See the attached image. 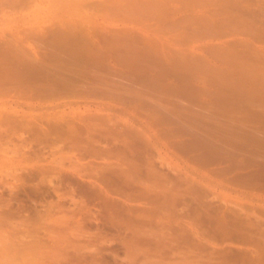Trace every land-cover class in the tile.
<instances>
[{
	"label": "rangeland",
	"instance_id": "rangeland-1",
	"mask_svg": "<svg viewBox=\"0 0 264 264\" xmlns=\"http://www.w3.org/2000/svg\"><path fill=\"white\" fill-rule=\"evenodd\" d=\"M0 42V77L29 70L38 55L48 70H92L104 75L98 86L123 93L56 102L6 93L0 103L19 101L35 116L107 108L147 135L118 144L98 135L105 153L89 156L94 145L40 144L0 113L4 229L38 231L39 242L64 231L69 252L86 254L72 264H264V0H0ZM101 53L98 64L76 57ZM70 149L71 160L51 162Z\"/></svg>",
	"mask_w": 264,
	"mask_h": 264
},
{
	"label": "bare ground",
	"instance_id": "bare-ground-1",
	"mask_svg": "<svg viewBox=\"0 0 264 264\" xmlns=\"http://www.w3.org/2000/svg\"><path fill=\"white\" fill-rule=\"evenodd\" d=\"M207 3V2H206ZM217 3V2H215ZM220 3V2H219ZM222 3V2H221ZM13 5V4H12ZM227 5V4H226ZM11 7H14L11 6ZM128 7V6H127ZM195 7H196V4H195ZM231 7V6H230ZM237 7V6H236ZM197 8V7H196ZM228 8V7H227ZM237 9V8H236ZM226 10V9H225ZM164 11V10H162ZM212 11V10H211ZM214 12H217V11H214ZM213 14V13H212ZM126 16V15H125ZM213 16V15H212ZM124 17V16H123ZM203 17V16H202ZM161 24V23H160ZM170 25V24H169ZM179 25V24H178ZM156 26V25H155ZM172 26V25H171ZM175 28V27H174ZM172 29V28H171ZM176 29V28H175ZM181 29V28H180ZM179 30V29H178ZM202 30V29H201ZM160 31V30H159ZM157 33H158V30H157ZM201 33V32H200ZM160 34V33H159ZM166 34V33H165ZM38 35V34H37ZM184 35H186L184 33ZM203 35V34H202ZM177 36V35H176ZM187 36V35H186ZM189 36V35H188ZM200 36V35H199ZM35 37V36H34ZM64 37V36H63ZM87 37V36H86ZM53 38V37H52ZM107 38V37H105ZM109 38V37H108ZM181 38V37H180ZM34 39V38H33ZM59 40H61L62 38L59 36L58 38ZM36 40V38H35ZM38 40V39H37ZM41 43L42 42H45L44 39H41ZM38 40V41H40ZM68 40V39H67ZM184 40V39H183ZM11 41V40H10ZM9 41V43H11ZM55 41H57L55 39ZM115 41V40H114ZM117 41V40H116ZM182 41V39L180 40ZM59 44H62L63 46H61V48H65L67 47V42L65 43L63 41L59 42L57 41ZM113 42V40H112ZM238 42V41H237ZM247 42V41H246ZM1 43V42H0ZM4 43V42H3ZM2 43V45H4ZM40 43V42H39ZM66 45H65V44ZM91 43V41H90ZM94 43V42H92ZM8 44V43H6ZM69 44V43H68ZM113 44H115L113 42ZM9 45V44H8ZM7 45V46H8ZM48 45V44H47ZM52 45V44H51ZM50 45V46H51ZM57 45V44H56ZM76 45V44H75ZM82 45V44H81ZM96 46L98 45L97 43L95 44ZM245 45V42L244 44ZM242 45V47H243ZM247 45V44H246ZM245 45V48H247V46ZM6 46V47H7ZM10 46V45H9ZM8 46V47H9ZM20 46V45H18ZM60 46V45H59ZM59 46L57 45L56 47L59 48ZM66 46V47H65ZM69 47L71 45H68ZM77 46V45H76ZM76 46H75V49H76ZM91 46H94V45H91ZM100 46V45H99ZM4 47V46H3ZM2 47V48H3ZM13 47V46H11ZM10 47V48H11ZM41 47V46H39ZM233 47V46H232ZM237 47V46H236ZM239 47V46H238ZM21 48V47H20ZM19 48V49H20ZM23 48V47H22ZM27 48V47H26ZM25 48V49H26ZM71 48L70 47V51H71ZM91 48V47H90ZM94 48H97V47H94ZM93 48V49H94ZM41 49V48H40ZM56 50H58L57 48H55ZM73 49V48H72ZM104 49V48H103ZM112 49V48H110ZM213 49V47H212ZM222 49V48H221ZM21 50V49H20ZM64 51V49H62ZM91 50V49H90ZM214 50V49H213ZM229 50V49H228ZM238 50V49H237ZM30 51V50H29ZM62 51V52H63ZM67 51V49H66ZM76 51H79L76 50ZM93 51V50H91ZM223 51V50H222ZM227 51V50H225ZM225 51L223 53H225ZM14 51H11L10 53L12 54H9V52L7 54H9L11 57L13 56H16V58L20 59V58H24V56H28V55H25L22 54V55H18L17 56V53L18 52H14ZM31 52V51H30ZM55 52V51H53ZM87 52V51H86ZM94 52V51H93ZM111 52V51H110ZM112 53H116V52H112ZM121 53V52H120ZM119 53V54H120ZM126 53V52H125ZM124 53V54H125ZM212 53V52H211ZM210 53V54H211ZM241 53V52H240ZM253 54V52H251ZM256 53V52H255ZM261 53V52H260ZM259 53V54H260ZM16 54V55H15ZM32 54V53H31ZM43 54V53H42ZM55 54V53H54ZM249 54V53H248ZM262 54V53H261ZM4 55V54H2ZM8 55V57H10ZM68 55V54H67ZM73 55L72 53L70 54V56ZM80 55V54H79ZM76 56L78 59H81V57H87L88 59H92L94 60L96 63L98 61V59L100 60H104V62L106 61L105 60V57L107 58V56L103 53L101 54H96V55H90V56H86L84 54L80 55V56ZM117 55V54H115ZM257 56V58L260 59L261 55L258 57L257 54H255ZM253 56V57H256V56ZM264 55V54H263ZM13 56V57H14ZM123 56V55H122ZM5 57V56H4ZM12 57V58H13ZM35 57V56H34ZM37 59H39L38 55L36 56ZM36 57L34 58L35 62L37 63V65H31L29 67H26L25 68H29V70H15V71H9V70H4L1 74L2 76L0 77V94H6V95H14V97H16V99L18 98L19 100L21 99H28V100H31V99H38L40 101H47L49 102L50 99L54 100L56 98H63L64 96H76L78 98V96H85V95H100V96H105V97H110V98H113V99H121L123 96L122 92H121V95L120 93H118L117 90L115 89H112V88H103L102 86H98L101 85L102 82L105 81L104 79V75H99V74H92V70H84V68L80 70H67L66 69H63V70H57V69H53L55 71H52V69H49L43 66H40V62H38V60H36ZM48 57V56H47ZM61 58V55L59 56ZM73 57V56H72ZM75 57V58H76ZM221 57V56H220ZM248 57H252V56H249ZM15 58V57H14ZM13 58V59H14ZM50 58V56H49ZM64 58V57H63ZM121 58V56L119 57ZM126 58V57H125ZM199 58V57H197ZM219 58V57H218ZM263 58V61H264V57ZM8 59V58H7ZM65 59V58H64ZM233 58H231L232 60ZM237 59V58H235ZM9 60V59H8ZM11 60V59H10ZM9 60V61H10ZM21 60V59H20ZM25 60V58H24ZM27 60V59H26ZM224 60V58L222 59ZM241 60V59H240ZM239 60V61H240ZM18 61V60H17ZM23 61V60H22ZM32 61V62H34ZM237 61V60H235ZM238 61V63H239ZM257 61V60H256ZM262 61V60H261ZM25 62V61H24ZM45 62V61H44ZM64 62V60H63ZM109 62V61H108ZM133 62V61H132ZM201 62H204V61H201ZM226 62V61H225ZM8 63V61H7ZM22 63V62H21ZM41 63H43L41 61ZM87 63V62H86ZM89 63V61H88ZM121 63V62H120ZM124 63V62H122ZM228 63V62H227ZM237 63V62H236ZM258 63V62H257ZM98 64V63H96ZM128 65V63H125ZM125 64L123 66H125ZM29 65V64H28ZM85 65V64H84ZM118 65V63H117ZM136 65V64H135ZM134 65V66H135ZM8 66V65H7ZM75 66V65H74ZM79 66V65H77ZM95 66V65H94ZM105 66V65H104ZM103 66V67H104ZM120 66V65H119ZM129 66V65H128ZM132 66V65H131ZM22 67V66H21ZM76 67V66H75ZM50 68H52V66H50ZM87 68V67H86ZM104 68H107V65L104 67ZM121 68V67H120ZM124 68V67H123ZM131 68V67H130ZM137 68V66L135 67V69ZM144 68V67H143ZM148 68V67H147ZM21 69V68H20ZM31 69V70H30ZM61 69V68H60ZM70 69V68H68ZM88 69V68H87ZM91 69V68H89ZM134 68L132 67L131 71L133 70ZM135 69L133 70L135 72ZM51 70V71H50ZM57 70V71H56ZM140 70V68H139ZM143 70H146V69H143ZM255 70V69H254ZM137 71V69H136ZM98 72V71H97ZM130 72V71H129ZM139 73V72H138ZM141 73V72H140ZM143 73V72H142ZM102 74V73H101ZM134 74V73H133ZM136 76V75H135ZM106 77V76H105ZM112 77V76H111ZM159 79V78H158ZM162 79V78H161ZM153 82V81H152ZM98 83V84H97ZM97 84V85H96ZM186 85V84H184ZM104 86V85H103ZM106 87V86H105ZM182 87L183 84H182ZM140 88V87H139ZM237 89V88H236ZM127 90V89H126ZM197 90V89H196ZM201 90V89H200ZM198 90V91H200ZM219 91V89H218ZM248 91V90H247ZM203 92V90H202ZM201 92V93H202ZM251 93V92H250ZM253 93V92H252ZM251 93V94H252ZM262 93V92H260ZM126 94V93H124ZM209 94V93H208ZM217 94V93H216ZM144 95V94H143ZM223 95V94H222ZM227 94H225L226 96ZM257 95V94H255ZM3 95H1L2 97ZM128 98L130 97V95H127ZM132 96V95H131ZM135 96V95H133ZM216 96V95H215ZM86 97V96H85ZM83 97V98H85ZM222 97V96H221ZM227 97V96H226ZM81 98V97H80ZM87 98V97H86ZM92 98V96L90 97ZM126 98L128 101L129 99ZM136 98H139V97H136ZM142 98V97H140ZM213 98V97H212ZM224 98V97H223ZM241 98V97H240ZM8 99V98H7ZM14 99V98H13ZM17 99V100H18ZM75 99V98H74ZM88 99V98H87ZM86 99V100H87ZM134 99V98H133ZM232 99V98H231ZM110 100V99H108ZM131 100H132V97H131ZM130 100V101H131ZM138 100V99H137ZM139 100H142V99H139ZM228 100V99H226ZM230 100V99H229ZM228 100V101H229ZM245 100V99H244ZM243 100V101H244ZM264 100V99H263ZM12 101V100H11ZM15 101V100H14ZM13 101V102H14ZM39 101V102H40ZM55 101V100H54ZM61 101V100H59ZM111 101V100H110ZM233 101V100H231ZM8 102V101H7ZM10 102V101H9ZM0 103V113L1 116H4V121L7 122V124L9 125L10 124H13V126L15 127V129L18 130L21 129V130H25L26 128H29L31 129V131L33 132V139H35V142L37 141L38 143L40 142V144H44L46 143L47 145L49 144H53V145H59V143L62 144V148L64 149V147H67V148H71V149H80V147L85 144H89V145H96V142L98 143V139L96 140L97 136H101L102 139H105L107 141H109L110 139L116 141L115 143H117L121 138H119V136H122L123 134L125 133H130V134H133L134 135H138V137H146L147 135L144 134L142 131L140 132V130L137 129V124L136 122H132L130 121L129 123L128 122H125L124 120H117L115 117H113L107 108H96L95 110L94 109H86L85 111H78L76 109H73L69 112L67 111H62V112H58V113H45L43 110H41V114L38 113L36 114V116L34 115V110L29 112V110L27 111V108L23 105H20L19 101H16V105L14 106L13 104L11 103ZM56 102V101H55ZM66 102V101H65ZM84 102V101H83ZM104 102V101H103ZM124 102V101H123ZM132 102L134 103V101L132 100ZM141 101H137L135 104H139ZM143 102V100H142ZM247 102V101H245ZM24 103V101H23ZM143 103H147V102H143ZM253 103V102H252ZM47 104V103H46ZM45 104V105H46ZM53 104V103H52ZM58 104V103H57ZM61 104V103H60ZM64 104V103H63ZM142 104V103H141ZM44 104H42L43 106ZM50 105V104H49ZM68 105V104H67ZM74 105V104H73ZM124 105V103H123ZM134 105V104H133ZM136 105V106H137ZM155 105V104H154ZM54 107H61L60 105H53ZM65 106V105H64ZM71 106V105H70ZM40 109H41V106H39ZM45 107V106H44ZM51 107V106H50ZM53 107V109H54ZM66 107V106H65ZM147 107V106H145ZM34 107L31 106V110L33 109ZM38 108V107H37ZM71 108V107H70ZM132 108V107H131ZM139 108V107H138ZM148 108V107H147ZM29 109V108H28ZM43 109V108H42ZM133 109V108H132ZM38 110V109H37ZM45 110V109H44ZM147 110V109H146ZM50 111V110H49ZM120 111V110H119ZM122 111V110H121ZM34 112V113H33ZM39 112V110H38ZM48 112V111H46ZM123 112V111H122ZM37 113V112H36ZM39 115V116H38ZM1 116H0V119H1ZM264 118V117H263ZM3 119V118H2ZM126 120V119H125ZM3 122V120H2ZM12 126V125H11ZM125 126L124 130L122 129V127ZM6 127V126H5ZM1 128V127H0ZM6 129V128H5ZM11 129V128H10ZM1 130V129H0ZM13 130V129H12ZM15 131V130H14ZM10 132V131H9ZM16 132V131H15ZM30 132V131H29ZM15 134V133H14ZM30 134V133H29ZM17 135V134H16ZM146 135V136H145ZM14 136V135H12ZM7 137V136H6ZM118 137V138H116ZM114 138H116L117 140H115ZM124 138V136H123ZM127 137L125 136L124 138V144L125 143V139ZM19 139L26 143L27 142V139L23 134H21L19 136ZM5 140V139H4ZM8 140V139H7ZM11 140V139H10ZM100 140V139H99ZM104 140V141H105ZM9 141V140H8ZM101 141V140H100ZM112 141V142H114ZM2 142H5V141H2V138L0 136V148L3 147V145L1 146ZM7 142V141H6ZM94 142V144H93ZM9 144V143H8ZM7 144V145H8ZM99 144V143H98ZM118 144V143H117ZM6 145V143H5ZM14 146V145H13ZM16 146V145H15ZM88 146V145H87ZM91 146V147H92ZM92 147V152H88L89 156L90 155H99L103 154V151L105 153V150L102 151V149H99L97 150V147L96 149H94L95 147ZM108 146V145H107ZM128 146V144H127ZM5 147V146H4ZM8 147V146H7ZM17 147V146H16ZM58 147V146H57ZM118 147V146H117ZM124 147V145H123ZM126 147V146H125ZM130 147V146H128ZM11 148V147H10ZM9 148V149H10ZM62 148L60 150H62ZM109 148V147H107ZM112 148V147H111ZM110 148V149H111ZM127 148V147H126ZM131 148V147H130ZM2 149V148H1ZM0 151L2 152V149ZM7 148L5 147V150ZM33 149V148H32ZM58 149V148H57ZM70 149V151H71ZM84 149V148H83ZM82 149V150H83ZM117 149V148H115ZM4 150V152H5ZM34 150V149H33ZM55 150V149H54ZM65 150V149H64ZM86 150V149H85ZM100 150V151H99ZM8 151V149H7ZM17 151V150H15ZM44 151V150H43ZM68 151V153L66 152L65 154L58 156V154L56 155V157L54 156V153H53V156L55 157L51 162L55 163V164H62L64 163L66 160H71L72 156H71V153L72 151L70 152ZM108 151V150H107ZM36 152V151H35ZM70 152V153H69ZM108 152H111L112 153V150L108 151ZM107 152V153H108ZM7 153V152H6ZM16 153V152H15ZM37 153V152H36ZM42 153V152H41ZM38 155V157L40 158V160H46L45 156L42 154L41 155ZM64 153V152H63ZM74 153V151H73ZM72 153V155H74ZM109 153V154H111ZM5 154V153H4ZM22 154V153H21ZM25 155V154H24ZM66 155V156H64ZM108 155V154H107ZM112 155V154H111ZM115 155V154H114ZM21 156V155H20ZM52 157V156H51ZM50 157V158H51ZM79 157V156H78ZM99 157V156H98ZM85 158V157H84ZM52 159V158H51ZM81 159V158H79ZM31 161V160H30ZM47 161V160H46ZM35 163V162H34ZM43 163V162H42ZM48 164V163H47ZM57 164V166H58ZM77 164V163H76ZM91 166V165H90ZM77 167V166H76ZM65 168V167H64ZM42 171V170H41ZM91 171V169H90ZM40 172V171H39ZM43 174V173H42ZM13 175V174H12ZM44 175V174H43ZM16 176V175H15ZM7 212V211H6ZM1 214H2V211H1ZM6 214V213H5ZM5 214L3 216H5ZM239 216V215H238ZM236 217V216H235ZM241 217V216H240ZM7 219V218H6ZM5 219V220H6ZM5 220H4V224H5ZM240 221H243V220H240ZM246 221V220H245ZM66 223V222H65ZM58 225V224H57ZM10 226V225H9ZM62 226V225H59V227ZM64 226V225H63ZM14 226L11 225V227H9L7 230L9 231V235L5 236L4 234H7L5 232L6 229L3 228V224L0 225V232L2 233L1 235V240L3 241V245L0 246V264H72L73 262V259H78L76 261H84V255L86 254H82L81 253V249L78 248V250H75L77 253H70L68 248H72V246L68 247V244L70 245L71 243H69V236L64 232V231H60L61 234H56V238H53V239H49L48 241V238L50 237V234L49 236L45 235V239H41L42 241L39 242L40 239H33L34 237V234H37L39 233L38 231H36L37 233H33L31 230L29 229H20L18 227H15L13 228ZM23 228V227H22ZM66 228V226H65ZM69 228V227H68ZM65 229L66 231L68 230ZM63 229V228H62ZM6 230V231H7ZM59 229H57L58 231ZM64 230V229H63ZM70 230V229H69ZM68 230V232H69ZM47 232L49 233H52L48 230H46ZM4 233V234H3ZM46 233V232H45ZM72 233V232H71ZM40 236V234H38ZM53 235H54V232H53ZM59 235V236H58ZM75 235V234H74ZM194 236L198 237V234L196 232H194ZM36 237V236H35ZM34 237V238H35ZM71 237V236H70ZM43 238V237H42ZM51 238V237H50ZM83 238V237H82ZM75 239V238H74ZM0 240V241H1ZM45 240V241H43ZM76 240V239H75ZM72 241H73V237H72ZM75 242V241H74ZM77 244V241L75 242ZM74 244V243H73ZM74 247V246H73ZM82 248V247H80ZM84 249V248H83ZM74 250V248L72 249ZM74 251V252H75ZM73 252V251H71ZM74 260V261H75ZM94 261H96L95 264L98 263V260H96L94 258ZM190 263V262H189ZM77 264H80L77 263Z\"/></svg>",
	"mask_w": 264,
	"mask_h": 264
}]
</instances>
